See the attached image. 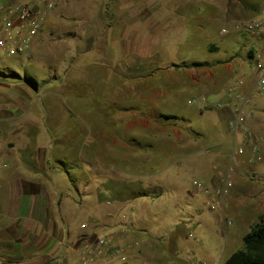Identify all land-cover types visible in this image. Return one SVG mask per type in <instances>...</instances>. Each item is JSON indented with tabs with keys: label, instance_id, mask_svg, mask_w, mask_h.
Here are the masks:
<instances>
[{
	"label": "crops",
	"instance_id": "obj_1",
	"mask_svg": "<svg viewBox=\"0 0 264 264\" xmlns=\"http://www.w3.org/2000/svg\"><path fill=\"white\" fill-rule=\"evenodd\" d=\"M14 1L0 0V6ZM115 1L113 11L119 13L120 27L112 32L110 39L115 36L120 39L122 60L126 61L125 70L118 71L119 76L127 79L131 69L137 68L141 81L155 78L162 86L168 81V91L160 88L166 97L155 108L164 104H187L197 98L208 100L214 105L213 108H203L204 113L211 115L209 124L198 135L190 137L186 134L189 142L178 149L176 138H169L174 142L173 150L166 166L156 173V179L149 181L146 175L139 174L133 180L135 185L129 184L136 190L122 194L119 204L112 203L106 200L108 196L97 192L101 177L97 180L90 177L86 192L81 190L86 189L87 184H82L80 178L81 148L77 146L75 154L74 147L70 150L64 145L65 141H74V135L81 127L79 123L63 121L57 100L39 99L36 84L0 80V264H77L83 248L93 245L101 237L113 239L116 246L126 250L127 258H131L143 249L142 243L148 235L139 223L151 215L148 214L149 207L145 209L147 204L156 203L157 207L160 199L174 196L160 191L173 190V186L177 188L175 195L178 193L179 197L192 200L197 194L192 186L195 179L208 187H217L214 167L223 169L233 143L239 139L236 137L233 141L227 134L233 114L226 93L238 79L245 81L242 88L245 93L253 86L250 57L253 52L264 50V31L259 36H250L236 34L234 30L240 23L259 18L264 0ZM44 26L45 23L41 29ZM41 35L39 32L32 46L41 41ZM180 50L183 51L181 55L178 54ZM195 52L214 56L210 58L208 55L203 60ZM193 63L202 66L175 68ZM10 73L23 78L22 73L0 65V75ZM25 73L24 77H29ZM185 96H188L187 100L183 101ZM50 107L57 110L56 120L51 122ZM248 109L252 112L248 128L263 138L261 159L250 164V152L245 149L242 163L233 176L237 189L246 181L242 178L246 172L264 179V166L261 168L260 164L264 160V96H255ZM50 136H53L52 141ZM177 150L179 158L185 160V167L174 169V173L167 176L177 162ZM203 154H208L209 158ZM114 171L130 178L128 171L116 168ZM60 177H66L70 189L58 186L56 182ZM109 186L112 185L108 181L106 188ZM150 188L159 191L157 198L154 193H149L152 197L145 196ZM89 194L95 197L94 211L88 219L76 221L74 213H65L64 201L72 204L73 212L74 206H81L83 197ZM244 196L246 194L234 198L229 195L226 202L240 205ZM140 198L145 201L139 202ZM121 209L125 215L120 214ZM187 215L191 217L190 213ZM129 220L138 223L139 227L132 230L133 223H128ZM185 224L186 220H182L176 226L184 228ZM164 236L169 244L171 240L184 238L185 232L176 229L165 232ZM150 240L155 239L151 237Z\"/></svg>",
	"mask_w": 264,
	"mask_h": 264
},
{
	"label": "rangeland",
	"instance_id": "obj_2",
	"mask_svg": "<svg viewBox=\"0 0 264 264\" xmlns=\"http://www.w3.org/2000/svg\"><path fill=\"white\" fill-rule=\"evenodd\" d=\"M129 1L135 3L137 0ZM115 3V0H62L40 30L41 41L35 43L27 54L8 57L0 50V65L22 73V77L26 72V76L34 78L32 84H36L39 99L57 100L63 121L79 123L81 127L74 135V141H65L64 145L70 150L74 147L75 154L77 146L81 148L80 178L82 184L87 183L86 189L81 190L86 192L90 177H96V180L101 177L97 192L108 196L106 200L112 203H118L122 194L136 190L133 180L139 174L146 175L149 181L156 179L173 150L174 142L169 138H176V149L185 146L190 140L186 134L189 133L190 137L198 135L211 117L204 113L203 106L182 102L155 108L166 97L160 88L168 91V81L163 86L155 78L141 81L137 68L131 69L127 79L119 76V72L125 70L126 61L122 60L120 39L117 36L110 39L112 32L120 27L119 13L113 11ZM178 54H183V51H178ZM195 55L203 60L208 55L210 58L214 56L204 52H195ZM187 97H183V101ZM56 111V108L50 109V122L56 120ZM158 114L186 118L194 133L155 122ZM141 136L143 139H138ZM49 138L53 140V136ZM175 153L177 162L166 173L167 176L174 173V169L185 167L180 152L177 150ZM203 155L209 158L208 154ZM260 164L263 168L264 160ZM114 168L128 171L130 178L116 173ZM242 178L246 181L238 189L233 187L229 195L234 198L246 194L248 197H242L240 205L226 202L225 210L231 220L229 226L223 225L218 215L208 209L207 198L195 189L197 194L192 200L176 193L177 197L175 186L173 190H160L174 196L160 199L157 207L156 203H148L145 207H149L148 214L151 215L147 220L139 221L148 233L145 236L148 239L142 243L143 249L124 262L116 263L135 264L137 260V264H223L234 252L243 249L242 239L250 228L264 222V179L252 172L244 173ZM108 181L112 186L106 188ZM194 181L204 185L201 181ZM56 183L62 189H70L66 177L58 178ZM146 191L148 194L145 196L152 197L149 193H154L153 196L158 197L159 191L156 192L155 188ZM94 197L93 194L85 195L84 203L75 205L73 212L72 204L64 201L63 209L66 214L74 213L76 221L88 219L94 211ZM144 201V198L139 199L141 203ZM161 208L164 210L158 214ZM120 214L125 215V211L121 209ZM182 220H186L184 228L176 226ZM138 225L133 223L131 229H137ZM176 229L185 232L184 238L167 244L165 232ZM151 237L155 240H150Z\"/></svg>",
	"mask_w": 264,
	"mask_h": 264
},
{
	"label": "built area",
	"instance_id": "obj_3",
	"mask_svg": "<svg viewBox=\"0 0 264 264\" xmlns=\"http://www.w3.org/2000/svg\"><path fill=\"white\" fill-rule=\"evenodd\" d=\"M62 0H15L11 4L0 6V50L8 57L27 54L33 41L40 32L51 12ZM235 33L259 36L264 31V2L260 17L235 27ZM222 32H225L222 31ZM250 71L254 83L248 92H243V79L233 82L226 93L228 105L232 108V118L228 125V136L239 137L233 143L228 161L223 169L215 166L214 172L218 180L215 188L194 181L197 193L206 197L208 209L216 213L223 225H231L226 213V199L233 190V176L242 163V155L247 148L250 152L248 162L253 164L261 159L260 147L263 138L248 128V119L252 112L248 109L249 102L255 96H264V50H257L250 57ZM189 105L213 108L214 105L203 98L193 99ZM191 236V235H190ZM126 250L113 244L109 237H101L93 245L85 246L77 264H114L126 260Z\"/></svg>",
	"mask_w": 264,
	"mask_h": 264
},
{
	"label": "trees",
	"instance_id": "obj_4",
	"mask_svg": "<svg viewBox=\"0 0 264 264\" xmlns=\"http://www.w3.org/2000/svg\"><path fill=\"white\" fill-rule=\"evenodd\" d=\"M202 64L193 63L175 68L200 67ZM3 81H24L32 84V79L28 77L20 78L17 74L0 75ZM155 122L178 130L189 131L193 134L190 123L186 118L175 115H156ZM189 134V133H188ZM243 249L234 252L223 264H264V222L254 224L248 233L243 236Z\"/></svg>",
	"mask_w": 264,
	"mask_h": 264
}]
</instances>
